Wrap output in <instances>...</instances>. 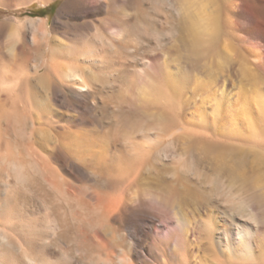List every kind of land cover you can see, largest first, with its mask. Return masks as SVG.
<instances>
[{
    "label": "rangeland",
    "instance_id": "374dc122",
    "mask_svg": "<svg viewBox=\"0 0 264 264\" xmlns=\"http://www.w3.org/2000/svg\"><path fill=\"white\" fill-rule=\"evenodd\" d=\"M69 1L0 0V31L3 29L0 77L13 67L17 74L16 66L23 60L33 65L36 60L51 57L62 49L61 43L68 42L65 38L68 33L70 37L80 32L90 35L98 30L101 23L96 21L91 25L87 18H78L71 12L74 9L70 6L64 7ZM143 1L116 0L109 9L129 14L134 22L145 21L147 28L156 29L160 34L158 38L145 32L137 36L131 30L121 46L110 50L109 58L116 72L98 77L93 106L74 109L67 105L62 94L47 95L45 89L37 88L35 79L31 84L36 103L32 97L28 105L20 98L17 100L18 116L27 115V132L24 136L14 133L19 137L10 135L9 144L13 148L7 156L25 164L26 176L23 182L15 180V172L0 162V197L5 192L13 203L19 202V209L23 208L21 211L33 222L40 223L48 215L55 219L58 225L55 235L30 245L52 261L259 264L255 261H261L262 256H257L264 254V172H261L264 149L258 147L259 155L250 154L244 160L243 169L235 172L245 177L246 183L222 169L223 165L236 164L242 149H254L240 136L252 131L249 121L257 114L253 94H238L240 84L237 83L238 87L215 109L216 101L208 94L171 89L162 65L158 66L157 96L147 92L144 87L150 73L145 61L154 55L164 58L181 43L177 35H166L178 25L179 19L166 8L153 11ZM102 17L106 18V13ZM32 18H44L51 28L49 35L41 40L43 46L39 53L33 47L37 44L33 45L24 36L30 32L31 37L33 28L27 21ZM11 41L17 42L13 52ZM32 48L36 51H30ZM82 117L91 139L109 137L113 142L111 155L104 165L86 154L73 157L65 148L62 127L72 126ZM2 124L5 127V122ZM131 126L136 130L135 138L124 142L117 130ZM57 153L61 154L62 162L54 158ZM69 158L82 166L78 181H72L69 171L63 169ZM47 159L54 168L52 173L57 169L64 175L62 184L68 195L49 187L29 163L35 160L44 167ZM258 165H263L262 169L255 172L253 169ZM134 174L141 177V184L146 187V195L133 204L134 209L153 213L158 218L145 250L138 239L140 228L131 219L130 212L103 218L92 199L98 194H116L124 178ZM2 182L10 183L7 190ZM238 231L252 239L248 249L237 241ZM228 243L232 249L227 248ZM15 252L20 255L19 251Z\"/></svg>",
    "mask_w": 264,
    "mask_h": 264
},
{
    "label": "bare ground",
    "instance_id": "6f19581e",
    "mask_svg": "<svg viewBox=\"0 0 264 264\" xmlns=\"http://www.w3.org/2000/svg\"><path fill=\"white\" fill-rule=\"evenodd\" d=\"M48 1L51 0H42L43 3ZM143 2L156 12L166 8L179 19L178 25L170 28L166 35L169 37L177 35L181 43L179 47L170 49L164 58L154 55L145 61L147 71L150 73L148 84L144 87L147 92L149 90L154 97L157 96L158 66L162 65L163 75L171 89L179 92L182 90V93L195 91L208 94L216 101L215 109L216 107L218 109L222 100L238 87L237 83L240 84L238 94H247V92L253 94L257 114L252 115L249 121L252 131L241 134L242 138H240L244 143L253 145L254 149H242V153L237 156L239 161L236 164L222 166V169L229 170L234 178L236 176V180L245 181V177L235 172L243 169L244 160L250 154L259 155L258 147L264 149V0H144ZM115 3L116 0H70L64 7L70 6V9H74L71 12H74L78 18H87V22L91 25H95L96 21L101 23L98 30L96 28L97 31L90 35L80 32L69 37L68 33L65 38L69 43H61L62 49L57 50L51 57L36 60L33 65L28 60L22 59V64L16 66L19 74L18 72L14 74L16 68L13 67L10 74L5 73L0 77V162L15 172L13 173L15 180L23 182L25 179V164L7 156L9 149L11 151L13 148L10 147L9 137L14 133L24 136L27 132L25 131L27 115L23 113L18 116L16 105L19 98L25 105L29 104L31 97L32 102L36 103L31 84L33 79L37 81L35 86L45 89L47 95L62 94L70 107L79 110L88 109L95 103L93 98L98 77L113 75L116 72L109 58L110 50L122 44L131 30L137 36L145 32L152 38H158L159 31L147 28L145 21L134 22L129 14L109 9ZM105 13L106 18H101ZM27 22L33 30L31 37L30 32L25 33L24 36L32 41L33 45L37 44L33 47L39 53L43 46L41 40L49 35L51 28L44 18H32ZM101 28L111 34H104ZM16 47L17 42L11 41L10 50L13 52ZM34 48L30 51H36ZM18 49H21L20 53L23 51L21 47ZM31 57L36 59L33 54ZM254 58L257 62H254ZM76 120L79 122L62 127L64 129L62 137L69 155L75 157L86 154L100 165L106 164L113 147L111 139L109 137L91 139L88 127L83 126L84 118ZM2 122H5V127ZM117 133L124 142H130L131 138H135L136 130L132 126L124 127L119 128ZM208 152L212 153L210 150ZM27 155L30 156L29 153ZM54 158L62 162L60 153L55 154ZM46 162L42 167L35 160L29 161L49 187L62 195H68L62 184L65 181L64 175L57 169L52 173L51 169L54 168L48 159ZM262 166L258 165L253 170L259 171ZM63 169L69 171L72 181L79 180L82 166L71 158L64 162ZM263 170L261 172H264ZM124 179L123 186L116 194L93 196L94 207L103 218L130 212L131 219L140 228L138 239L142 250H145V245L148 246L150 243L147 239L151 237L158 218L153 213L135 210L133 207L135 202L141 201L146 195V187L141 184V177L134 174ZM9 184L2 182L1 185L7 190ZM3 194V197H0V264H66L59 260L52 261L40 251L38 254L30 247L34 241H45L48 236L55 235L58 229L55 219L48 215L40 223L33 222L26 218L27 214L21 211L23 208L19 209V202L15 204L9 196H6L7 193ZM237 234V241L245 244L248 249L252 240L250 236L243 231H238ZM232 247V244L228 243L227 248L232 249ZM15 251H19L20 255ZM261 256V261L255 262L264 264V254L258 255L257 258Z\"/></svg>",
    "mask_w": 264,
    "mask_h": 264
}]
</instances>
